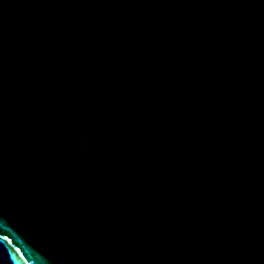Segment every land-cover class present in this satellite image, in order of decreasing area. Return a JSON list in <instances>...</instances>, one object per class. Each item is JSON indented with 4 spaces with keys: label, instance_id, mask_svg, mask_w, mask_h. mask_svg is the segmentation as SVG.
Instances as JSON below:
<instances>
[{
    "label": "water",
    "instance_id": "1",
    "mask_svg": "<svg viewBox=\"0 0 264 264\" xmlns=\"http://www.w3.org/2000/svg\"><path fill=\"white\" fill-rule=\"evenodd\" d=\"M0 264H264V0H0Z\"/></svg>",
    "mask_w": 264,
    "mask_h": 264
},
{
    "label": "clouds",
    "instance_id": "2",
    "mask_svg": "<svg viewBox=\"0 0 264 264\" xmlns=\"http://www.w3.org/2000/svg\"><path fill=\"white\" fill-rule=\"evenodd\" d=\"M91 142H92V138L91 136H88V137H85L82 141V146L84 148H88L90 145H91ZM103 147L102 146H97L96 148V154H97V158L99 159L100 155L103 154Z\"/></svg>",
    "mask_w": 264,
    "mask_h": 264
}]
</instances>
